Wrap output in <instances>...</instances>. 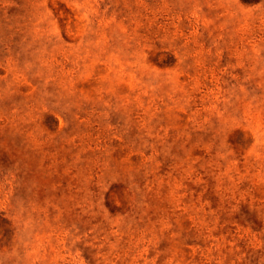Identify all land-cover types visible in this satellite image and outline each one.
Segmentation results:
<instances>
[{
	"label": "rangeland",
	"instance_id": "obj_1",
	"mask_svg": "<svg viewBox=\"0 0 264 264\" xmlns=\"http://www.w3.org/2000/svg\"><path fill=\"white\" fill-rule=\"evenodd\" d=\"M0 264H264V0H0Z\"/></svg>",
	"mask_w": 264,
	"mask_h": 264
}]
</instances>
